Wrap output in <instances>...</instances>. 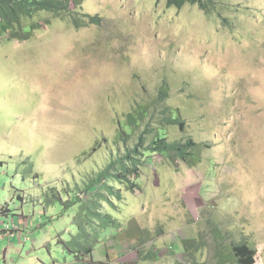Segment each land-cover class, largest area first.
Returning a JSON list of instances; mask_svg holds the SVG:
<instances>
[{"label":"rangeland","instance_id":"1","mask_svg":"<svg viewBox=\"0 0 264 264\" xmlns=\"http://www.w3.org/2000/svg\"><path fill=\"white\" fill-rule=\"evenodd\" d=\"M205 2L77 0L66 15L35 17L29 39L0 42V264L72 261L69 224L59 204L44 212L45 189H82L122 151L117 123L163 84L184 122L173 135L204 144L201 161L154 156L134 191L117 187L124 239H144L115 243L118 256L108 241L109 258L100 249L93 260L186 264L181 241L194 240L199 264L238 242L264 264V0Z\"/></svg>","mask_w":264,"mask_h":264},{"label":"trees","instance_id":"2","mask_svg":"<svg viewBox=\"0 0 264 264\" xmlns=\"http://www.w3.org/2000/svg\"><path fill=\"white\" fill-rule=\"evenodd\" d=\"M167 2L175 8H181L189 3L197 5L202 11L207 9L205 0H167ZM75 5L77 0H0V42L27 40L38 27V23L33 21L35 17H39L42 13L54 17L66 15L70 12L71 6ZM89 19L95 21V18ZM74 23L77 24L76 20ZM167 89L165 84L161 85L157 100L137 102L131 111L125 114L123 119L121 118L117 123L114 138L116 143L122 144V151L118 148L116 156L100 172L94 174L82 189H77L78 192L66 190L61 193L56 187L45 189L48 194L45 197L44 212H47L52 204H59V218H66L69 224V242L62 246L63 251L72 258L69 264H86L83 263L86 258L94 264H101L93 260L94 253L103 249V257L109 258V248L105 247L108 241L112 243L114 252H111V255L114 256L119 255L115 243L120 250L123 242L126 246L131 243L139 246L141 238H144L139 235V238L132 239L128 238L127 234L128 240H125L126 228L121 227L124 225L115 216L121 200L117 187L134 191L142 168L150 165L154 156H158L162 163L168 166L184 165L195 168L201 161L200 149L204 144L201 145L187 136L178 138L173 135L174 130L180 128L183 132L185 129L181 128L184 122L178 109L167 105ZM26 163L27 171L31 174L32 164L30 160ZM19 199L22 200V197L19 196ZM106 208L112 213L106 212ZM218 231L221 232L216 229L213 233L216 239L219 238ZM194 243V240L181 241L180 248L186 264H199L194 258L195 255L190 253V250L197 249ZM216 245L224 247L221 241H217ZM134 251L139 256L135 248ZM254 256L255 250L252 247L245 242H238L231 244L227 253H220L218 264H225L227 261H232L234 264H254ZM155 257L153 251H150L142 254L139 259L151 263ZM189 259L194 261L189 262Z\"/></svg>","mask_w":264,"mask_h":264},{"label":"crops","instance_id":"3","mask_svg":"<svg viewBox=\"0 0 264 264\" xmlns=\"http://www.w3.org/2000/svg\"><path fill=\"white\" fill-rule=\"evenodd\" d=\"M2 211H8V209L7 208H2ZM4 215H6V213H4ZM5 252V254L7 253V250L6 251H4ZM4 264H5V261H4Z\"/></svg>","mask_w":264,"mask_h":264}]
</instances>
